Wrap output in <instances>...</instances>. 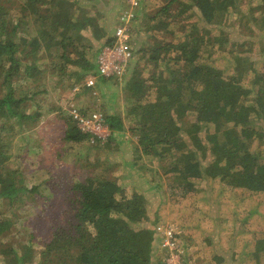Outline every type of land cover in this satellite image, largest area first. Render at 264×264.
<instances>
[{
	"label": "trees",
	"instance_id": "1",
	"mask_svg": "<svg viewBox=\"0 0 264 264\" xmlns=\"http://www.w3.org/2000/svg\"><path fill=\"white\" fill-rule=\"evenodd\" d=\"M83 1L92 6L85 7ZM163 1L148 16L146 32L165 31L172 38L158 41L150 52L146 47L140 49L148 53L150 67L139 70L137 66L128 80L124 118L119 112H101L111 131L108 139L122 137L127 122L137 136L138 152L159 162L176 157L165 172L173 180L166 188L170 203L183 202L181 206H185L187 199L200 192V183L215 189L219 182L224 187L219 196L234 197L243 213L259 197L260 204L264 203V73L249 65L248 71L254 77L244 82L242 73L246 72L239 57L231 58V74L226 72L227 66L218 68L209 60L212 53L206 39L208 30L198 26L200 21L207 27L222 24L240 0ZM19 2L18 21L12 15L13 9L0 0V238L13 226L2 212L3 203L14 204L20 194L38 192V187H25L22 174L8 163L15 139L35 129L43 116L36 98L48 91L39 88L51 80L57 87L68 84V90L81 86L87 91L91 89L86 83L89 77L104 83L114 80L98 76L100 50L112 45L115 37L108 32L96 5L102 0ZM257 2L253 11L264 15V0ZM250 3L251 8L254 1ZM93 9L97 10L95 14L90 11ZM193 18L197 22L188 23ZM27 19L35 27L33 35L21 34L23 20ZM139 19L138 13L131 25L132 49L135 33L145 36L143 28L138 27ZM257 24L264 30V16ZM22 82L25 88H21ZM34 102L38 106L31 112L30 103ZM72 109L89 113L78 107ZM70 118L66 142L101 141L94 134L83 133ZM70 192L68 220L58 224L40 260L36 261L31 246L20 254L12 244L0 250L5 264H159L154 250L162 236L155 227L181 223L173 215L167 223L158 210L151 218L144 195H129L114 178L104 175L76 182ZM221 203L222 214L234 206L228 200ZM253 214H245L240 222L245 231L253 225ZM262 220L263 223H254L264 225V217ZM181 238L177 233L173 242L182 247ZM257 239L256 251L251 255L259 263L264 240ZM185 247L184 242L182 248Z\"/></svg>",
	"mask_w": 264,
	"mask_h": 264
},
{
	"label": "rangeland",
	"instance_id": "2",
	"mask_svg": "<svg viewBox=\"0 0 264 264\" xmlns=\"http://www.w3.org/2000/svg\"><path fill=\"white\" fill-rule=\"evenodd\" d=\"M2 1L13 9L14 19L21 20L20 12L16 10L21 0ZM138 1L140 2L139 10H136L140 15L138 27L143 28L145 36L135 33L131 63L121 78H116L104 86L97 84L91 88L92 90L87 91L81 86L79 89L68 90V84L57 87L51 80L50 84L39 88L48 91L36 98L43 116L35 129L22 133L15 139L8 163L11 169L22 174L25 187L28 189L38 187V192L20 194L14 204L9 201L3 203L2 212L13 222V226L0 238V250L13 244L17 252L22 254L25 247L31 246L36 261H39L40 253L50 241L58 224L66 223L68 220L72 185L92 175H104L114 178L129 195L131 193L144 195L152 212L151 218L157 210L167 223L172 219L171 215L179 218L180 226L173 225L177 233H181L182 247L184 242L186 244L183 248L185 250L183 264H264V253L261 254L262 259L259 263L251 255L256 251L259 241L256 238L261 237V240H264V231L261 230L264 225L254 223V221L263 223L264 203L260 204L261 197L255 202L252 201V206L241 213V205L234 197L219 196V192L224 188L219 182L215 184V189L202 182L197 186L200 191L198 195L187 199V204L184 202L185 206H181L183 202L170 203L166 188L173 180L171 176H166L165 172L176 161V157L159 162L141 151L138 152L137 136L129 130L130 124L127 122L122 137L114 138L112 141L107 139L95 144H90L89 141L76 144L65 140L68 122L72 120L70 118L72 107L104 114L106 112L113 114L112 111L119 110V114L124 118V89L128 80L137 66L139 70L150 67L148 53L145 54L140 49L147 48L150 52L158 41L168 38L171 40L172 37L165 31L146 32L148 16L153 15L164 1ZM250 1H254L251 8ZM130 2L102 0L96 3L102 11L104 22L107 23L108 32L111 29L115 31L120 15L130 8ZM257 4V0H240L237 7L229 10L220 25L207 27L205 23L198 22L199 27L202 25L208 30L206 39L210 41L208 50L212 53L209 60L211 59L210 61L218 68L224 69L227 66L226 72L231 74L234 68L231 58L239 57L246 72L242 73L246 83L254 77V73L248 71L249 65L257 72L264 73V30L257 24V20L261 21L264 15L253 11ZM82 5L92 6L86 5L84 1ZM90 11L95 14L97 10ZM190 21L188 23H195L197 18ZM21 30V34L33 35L35 27L32 21L27 19L23 20ZM113 34L114 32L110 33ZM177 34L180 37L181 34ZM145 77L148 75L145 74ZM51 79L53 80L52 77ZM1 83L0 74V85ZM24 86L25 84L21 88ZM37 106L35 102L30 103V111L34 112ZM202 133L205 135L206 130L204 129ZM159 184L162 186L161 189L156 188ZM216 196H219L217 200ZM227 200L234 206L224 209L222 214L220 204ZM247 213H254V219H251L252 227L245 231L244 224L240 222ZM218 257L223 258L224 262ZM6 262L5 257L0 254V264Z\"/></svg>",
	"mask_w": 264,
	"mask_h": 264
},
{
	"label": "built area",
	"instance_id": "3",
	"mask_svg": "<svg viewBox=\"0 0 264 264\" xmlns=\"http://www.w3.org/2000/svg\"><path fill=\"white\" fill-rule=\"evenodd\" d=\"M130 1V8L119 17L113 44L100 50L97 60L98 76L104 79L121 78L133 56L131 25L140 3L138 0ZM86 83L88 87L92 88L96 85L97 78L94 76L89 77ZM70 116L83 133L94 134L101 141H106L110 136V128L104 123V116L101 112L92 111L84 114L78 109H72ZM155 229L162 236L160 243L163 251L162 264H183L185 250L179 244L173 242L174 235L177 234L174 227L158 225Z\"/></svg>",
	"mask_w": 264,
	"mask_h": 264
},
{
	"label": "crops",
	"instance_id": "4",
	"mask_svg": "<svg viewBox=\"0 0 264 264\" xmlns=\"http://www.w3.org/2000/svg\"><path fill=\"white\" fill-rule=\"evenodd\" d=\"M111 32H115V31H113L112 29L110 30V33ZM114 35V34H113ZM112 82V81H111ZM110 82H106V83H104V81H99V82H97L96 83V85L97 86H104V85H107V84H109ZM121 99V98H120ZM122 101V100H121ZM114 112H119V110H115V111H112V113H114ZM108 113V112H107ZM154 252H155V256H156V260L157 259H159V264H161V257H162V259H163V251H162V249H161V246H160V243L159 242H157V244H156V246H155V250H154Z\"/></svg>",
	"mask_w": 264,
	"mask_h": 264
},
{
	"label": "clouds",
	"instance_id": "5",
	"mask_svg": "<svg viewBox=\"0 0 264 264\" xmlns=\"http://www.w3.org/2000/svg\"><path fill=\"white\" fill-rule=\"evenodd\" d=\"M131 6V5H130ZM137 10V9H136ZM137 14V13H136ZM117 25H118V23H117ZM117 27V26H116ZM116 30V29H115ZM114 34H115V32H114Z\"/></svg>",
	"mask_w": 264,
	"mask_h": 264
}]
</instances>
